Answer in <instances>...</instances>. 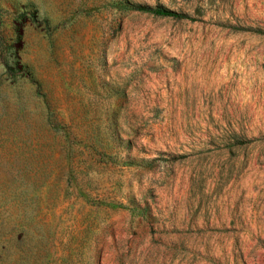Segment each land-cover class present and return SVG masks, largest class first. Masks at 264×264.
Here are the masks:
<instances>
[{
  "label": "rangeland",
  "instance_id": "rangeland-1",
  "mask_svg": "<svg viewBox=\"0 0 264 264\" xmlns=\"http://www.w3.org/2000/svg\"><path fill=\"white\" fill-rule=\"evenodd\" d=\"M0 264H264V0H0Z\"/></svg>",
  "mask_w": 264,
  "mask_h": 264
},
{
  "label": "trees",
  "instance_id": "trees-1",
  "mask_svg": "<svg viewBox=\"0 0 264 264\" xmlns=\"http://www.w3.org/2000/svg\"><path fill=\"white\" fill-rule=\"evenodd\" d=\"M132 10L136 12L150 13V14H153L155 16H160V17H173V18H183L184 17L178 13L172 12L167 9H163L161 7L149 8V7L134 5L132 6Z\"/></svg>",
  "mask_w": 264,
  "mask_h": 264
}]
</instances>
